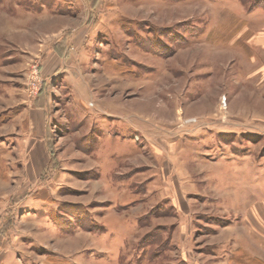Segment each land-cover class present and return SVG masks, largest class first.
<instances>
[{"label": "rangeland", "instance_id": "374dc122", "mask_svg": "<svg viewBox=\"0 0 264 264\" xmlns=\"http://www.w3.org/2000/svg\"><path fill=\"white\" fill-rule=\"evenodd\" d=\"M0 264H264V0H0Z\"/></svg>", "mask_w": 264, "mask_h": 264}]
</instances>
